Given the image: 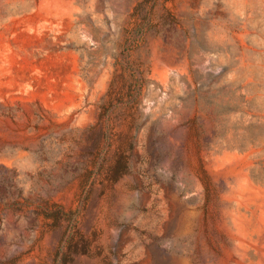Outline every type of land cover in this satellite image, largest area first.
I'll return each instance as SVG.
<instances>
[{
    "label": "rangeland",
    "instance_id": "374dc122",
    "mask_svg": "<svg viewBox=\"0 0 264 264\" xmlns=\"http://www.w3.org/2000/svg\"><path fill=\"white\" fill-rule=\"evenodd\" d=\"M0 264H264V0H0Z\"/></svg>",
    "mask_w": 264,
    "mask_h": 264
}]
</instances>
